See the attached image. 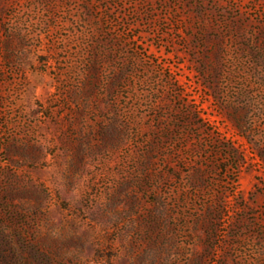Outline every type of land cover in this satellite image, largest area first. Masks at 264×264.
<instances>
[{
  "label": "rangeland",
  "instance_id": "374dc122",
  "mask_svg": "<svg viewBox=\"0 0 264 264\" xmlns=\"http://www.w3.org/2000/svg\"><path fill=\"white\" fill-rule=\"evenodd\" d=\"M0 264H264V0H0Z\"/></svg>",
  "mask_w": 264,
  "mask_h": 264
}]
</instances>
